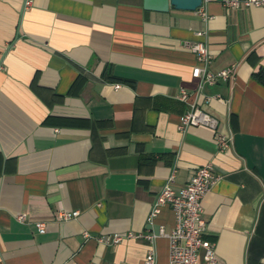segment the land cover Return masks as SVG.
Segmentation results:
<instances>
[{
	"label": "crops",
	"instance_id": "obj_1",
	"mask_svg": "<svg viewBox=\"0 0 264 264\" xmlns=\"http://www.w3.org/2000/svg\"><path fill=\"white\" fill-rule=\"evenodd\" d=\"M25 1L0 0V264H143L149 249L170 264L158 229L169 232L174 214L162 207L150 225L149 211L173 169L179 189L206 164L221 176L202 200L216 264H264V84L253 76L264 69V9ZM197 41L211 72L236 64L232 79L198 90ZM181 88L215 130L179 129ZM59 209L79 216L59 222ZM148 230L153 242L97 241Z\"/></svg>",
	"mask_w": 264,
	"mask_h": 264
},
{
	"label": "built area",
	"instance_id": "obj_2",
	"mask_svg": "<svg viewBox=\"0 0 264 264\" xmlns=\"http://www.w3.org/2000/svg\"><path fill=\"white\" fill-rule=\"evenodd\" d=\"M226 9L240 7H260L264 9V0H221ZM25 4L29 5L27 0ZM201 15L207 18L202 12ZM203 32L197 31L196 35ZM191 50L195 55L196 64L192 67L191 76L198 80V90L205 84H214L218 80L227 81L235 74L236 64L223 68L217 72L208 69L212 54L204 42L197 41L192 44ZM119 87V85H115ZM176 98L189 104V110L180 116L179 129L191 125L207 126L212 130L217 127V119L209 113L201 110L191 99V95L181 88ZM217 145L220 148H227L230 138L217 134L215 136ZM174 169L170 172L165 184L156 194L152 207L149 211L147 222L152 225L155 216L162 207H169L174 214V226L166 232L162 226L158 229V235L165 236L169 241V263L170 264H216V251L214 242L204 237L207 229V222L203 217L202 200L211 187L221 178L220 174L214 172L210 165L206 164L194 170L189 180L179 189H174ZM79 216V210L67 211L59 209L56 220L59 222L75 219ZM19 221L24 215L17 216ZM40 231H43L44 224L36 223ZM88 237L87 232H83ZM156 234L152 230L145 233L127 232L124 234L114 233L110 236H100L97 241L105 245L117 244L126 238H144L148 241L154 240ZM201 252V255L199 252ZM156 255L149 249L144 257L143 264H156Z\"/></svg>",
	"mask_w": 264,
	"mask_h": 264
},
{
	"label": "water",
	"instance_id": "obj_3",
	"mask_svg": "<svg viewBox=\"0 0 264 264\" xmlns=\"http://www.w3.org/2000/svg\"><path fill=\"white\" fill-rule=\"evenodd\" d=\"M203 0H143V8L155 11H167L170 7L184 10H196Z\"/></svg>",
	"mask_w": 264,
	"mask_h": 264
},
{
	"label": "trees",
	"instance_id": "obj_4",
	"mask_svg": "<svg viewBox=\"0 0 264 264\" xmlns=\"http://www.w3.org/2000/svg\"><path fill=\"white\" fill-rule=\"evenodd\" d=\"M106 73V74H105ZM103 75H105L106 78L110 79V77H108V71L105 70L103 72ZM254 78L257 79L259 82H261L262 84H264V69H259L257 72H255L253 74Z\"/></svg>",
	"mask_w": 264,
	"mask_h": 264
}]
</instances>
